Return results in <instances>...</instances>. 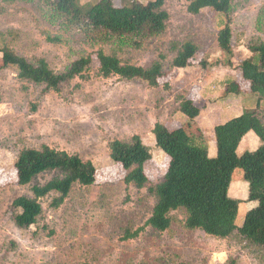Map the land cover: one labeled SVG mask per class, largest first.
Segmentation results:
<instances>
[{
  "label": "rangeland",
  "instance_id": "obj_1",
  "mask_svg": "<svg viewBox=\"0 0 264 264\" xmlns=\"http://www.w3.org/2000/svg\"><path fill=\"white\" fill-rule=\"evenodd\" d=\"M99 1L81 0V4L87 8ZM114 3L124 4L123 0ZM164 7L170 15L165 32L131 46L103 37L92 40L77 29H67L38 0H0V46L7 44L34 62L44 59L56 71L82 55L94 58L88 72L62 85L60 91L22 82L14 70L0 71V264H227L230 258L238 264H264V254L236 237L220 239L185 229L183 212L173 213L167 231L158 232L147 224L156 202L149 187L163 179L170 162L151 131L157 122L174 123L173 129L188 122L177 119L179 98L198 95L197 105L213 108L215 114L237 98L256 106L258 96L239 65L252 55L250 43L264 41V0H235L230 15L232 56L218 42L226 15L210 8L193 14L187 0H166ZM185 41L194 42L199 51L188 67L173 68V45ZM99 49L143 67L164 56L165 76L156 87L140 80L104 77L96 54ZM230 81L241 86L240 94L226 91ZM259 110L264 119V102ZM134 135L152 153L144 165L149 180L140 189L125 182L127 171L110 157L111 141L130 140ZM42 145L92 161L97 179L91 186L76 185L57 209L50 206L52 196L42 199L39 222L21 229L14 222L12 204L32 193L30 186L18 184L15 162L22 149ZM52 176L41 174L35 182L44 184ZM243 176V170L236 169L232 184L245 181ZM244 191L238 226L257 205L247 201L249 188ZM127 229L139 231L138 236L126 240Z\"/></svg>",
  "mask_w": 264,
  "mask_h": 264
},
{
  "label": "trees",
  "instance_id": "obj_2",
  "mask_svg": "<svg viewBox=\"0 0 264 264\" xmlns=\"http://www.w3.org/2000/svg\"><path fill=\"white\" fill-rule=\"evenodd\" d=\"M2 1L13 3L18 0ZM165 1L150 0L144 3L140 0H123L124 4L117 6L114 0H100L85 8L81 0H38L67 29H77L92 40L103 37L131 46L140 45L143 39L165 32L170 17L164 7ZM187 1L188 10L193 14L210 8L228 17L219 32L218 42L220 48L232 56L230 15L235 0ZM261 18H264V9ZM173 48L176 51L171 63L173 68L188 67L199 51L192 41L180 45L175 43ZM249 50L252 55L244 59L239 68L244 79L250 82L251 91L258 96L257 107L246 109L240 116L215 127L216 157L209 155V139L196 122L203 108L192 98H179L180 111L188 117L185 125L177 124L173 129L174 123L155 124L153 134L156 145L170 158V162L163 179L149 187L156 202L147 224L158 232H164L173 223V213L183 212L185 229L201 230L220 239L236 237L241 243L264 254V119L259 110L264 102V41L250 43ZM96 54L100 73L107 78L119 76L123 80H140L156 87L165 76L161 61L164 56L150 67H143L125 63L115 53H107L104 49H99ZM0 57V71L14 70L22 82L44 85L47 90L53 91H60L62 85L82 77L94 63L91 54L82 55L63 71H56L46 60L31 61L7 44L0 46ZM226 91L240 94L241 86L236 81H230ZM250 131L257 134L262 145L255 151H245L239 155V145ZM109 148L110 157L127 171L125 182L139 189L146 187L149 179L144 165L152 159V153L143 139L139 135H134L130 140L116 139L110 142ZM15 168L18 184L30 186L32 193L19 196L12 204L14 222L21 229L39 222L44 213L42 199L52 196L50 206L57 209L76 185L91 186L97 179V169L92 161L82 159L77 153L71 154L48 145L22 149ZM239 168L244 172V180L249 183L247 201L257 202L247 212L242 226L237 225V218L244 200L229 195L233 174ZM44 173H53V176L44 184L35 182ZM138 234L139 231L132 233L127 229L124 238L132 239ZM227 264H238V261L230 258Z\"/></svg>",
  "mask_w": 264,
  "mask_h": 264
},
{
  "label": "crops",
  "instance_id": "obj_3",
  "mask_svg": "<svg viewBox=\"0 0 264 264\" xmlns=\"http://www.w3.org/2000/svg\"><path fill=\"white\" fill-rule=\"evenodd\" d=\"M200 97H204L202 92L199 93ZM189 98H192L196 104H198L200 98L198 95L195 94H189ZM258 99V98H257ZM228 103H231V107H227L226 109L222 108L221 111H218V114H215V111L213 108L207 107L204 108L200 114V116L196 119V122L198 126L206 133L207 139H209V155L211 157H216L218 154V149H217V144H216V139H215V127L222 122L221 124L227 122L228 120L240 116L246 109H255L257 107H250L247 105V102H244L242 99H234ZM179 115L180 117H177V119H185L188 120V117L183 114L180 110ZM228 115V116H227ZM153 129L152 128V135L155 140V136L153 134ZM262 145V142L260 138L257 136V134L254 131H250L247 133V135L243 138L241 141L238 152L242 151L241 153H244L245 151H255L257 150L260 146ZM244 177V176H243ZM234 185V187H233ZM232 187H230L229 190V195L232 196L233 198L241 199L240 196L245 195V189L248 187L249 188V183L247 181L239 182L236 184H231ZM232 189V192H231ZM256 206V205H255ZM254 208V207H252ZM251 208V209H252Z\"/></svg>",
  "mask_w": 264,
  "mask_h": 264
}]
</instances>
